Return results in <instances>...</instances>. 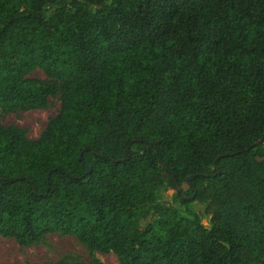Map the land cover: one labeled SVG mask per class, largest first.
<instances>
[{
    "label": "trees",
    "instance_id": "16d2710c",
    "mask_svg": "<svg viewBox=\"0 0 264 264\" xmlns=\"http://www.w3.org/2000/svg\"><path fill=\"white\" fill-rule=\"evenodd\" d=\"M36 68L47 81L24 79ZM57 89L39 139L0 130V238L71 236L118 264H264V0H0V109Z\"/></svg>",
    "mask_w": 264,
    "mask_h": 264
},
{
    "label": "rangeland",
    "instance_id": "374dc122",
    "mask_svg": "<svg viewBox=\"0 0 264 264\" xmlns=\"http://www.w3.org/2000/svg\"><path fill=\"white\" fill-rule=\"evenodd\" d=\"M24 79L41 82L48 80L39 68L28 73ZM60 110L61 94L57 89L53 95L47 97L43 107L14 112L0 109V130L19 131L26 141L34 142L46 131L59 115ZM182 189L186 190L187 187L182 185ZM157 201L176 208L180 216L189 218L179 204L173 201L172 191L167 187L159 188ZM190 209L201 220L202 226L208 229L210 216L204 213L203 206L192 203ZM148 225H151L158 234H161L156 217H148L139 222L140 228H145ZM57 262L65 264H118L113 253L102 255L96 251H91L71 236L49 234L38 244L29 247H20L13 239L0 238V264H54Z\"/></svg>",
    "mask_w": 264,
    "mask_h": 264
}]
</instances>
